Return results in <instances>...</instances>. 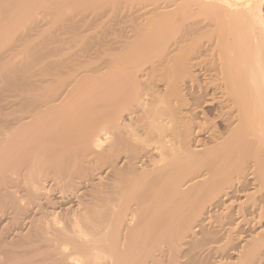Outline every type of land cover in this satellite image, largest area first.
<instances>
[{
  "label": "bare ground",
  "instance_id": "bare-ground-1",
  "mask_svg": "<svg viewBox=\"0 0 264 264\" xmlns=\"http://www.w3.org/2000/svg\"><path fill=\"white\" fill-rule=\"evenodd\" d=\"M264 0H0V264H264Z\"/></svg>",
  "mask_w": 264,
  "mask_h": 264
},
{
  "label": "rangeland",
  "instance_id": "rangeland-1",
  "mask_svg": "<svg viewBox=\"0 0 264 264\" xmlns=\"http://www.w3.org/2000/svg\"><path fill=\"white\" fill-rule=\"evenodd\" d=\"M263 10H264V3H263Z\"/></svg>",
  "mask_w": 264,
  "mask_h": 264
}]
</instances>
